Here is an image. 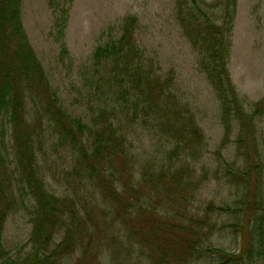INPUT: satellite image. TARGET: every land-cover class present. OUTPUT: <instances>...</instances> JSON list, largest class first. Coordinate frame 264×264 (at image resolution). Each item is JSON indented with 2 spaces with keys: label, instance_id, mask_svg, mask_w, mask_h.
<instances>
[{
  "label": "trees",
  "instance_id": "obj_1",
  "mask_svg": "<svg viewBox=\"0 0 264 264\" xmlns=\"http://www.w3.org/2000/svg\"><path fill=\"white\" fill-rule=\"evenodd\" d=\"M49 3L63 34L67 3ZM21 7L22 0H0V264H69L74 255V264L132 263L135 257L146 264H198L208 257L216 259L211 264H261L264 97L247 100L229 67L238 0H176L177 20L218 101L223 136L214 175L232 192L197 211L190 207L209 182V168L201 174L197 168L206 135L190 102L175 91L174 72H161L139 44L138 18L127 16L120 36L93 51L111 99L89 124L63 105ZM137 123L161 147L156 158H137L130 131ZM48 143L57 153L73 154L72 172L91 186L89 195L49 188L41 160ZM18 209L30 216L31 248L14 257L4 248L3 233ZM219 214L234 217L221 228H232L239 249L213 242Z\"/></svg>",
  "mask_w": 264,
  "mask_h": 264
},
{
  "label": "rangeland",
  "instance_id": "obj_2",
  "mask_svg": "<svg viewBox=\"0 0 264 264\" xmlns=\"http://www.w3.org/2000/svg\"><path fill=\"white\" fill-rule=\"evenodd\" d=\"M62 1L68 6V21L63 34L56 26V15L49 0H22L21 11L30 41L65 108L90 124L99 106L111 99L108 81L94 68L92 54L97 45L120 36L127 16H136V35L146 56L161 72H174L175 91L190 102L206 135L205 156L197 168L198 174L203 173L205 167L209 168V182L205 183L202 194L190 209L204 210L209 200L232 198L229 185L221 183L219 176L214 175L218 165L215 152L221 149L223 136L218 101L209 81L198 69L196 53L177 20L176 0ZM232 40L229 59L232 78L247 100H258L264 97V0H238ZM63 43L68 49L64 58L61 57ZM260 124L264 130V116ZM130 131L137 158L141 162L156 158L153 156L161 147L154 145L155 140L147 130L137 123L130 127ZM53 148L48 143L46 155H41V160L47 164L49 188L58 194L79 188L84 195H89L91 186L72 172L73 154L64 149L57 153ZM222 153L229 155L225 149ZM69 177L77 182H69ZM214 219L220 229L213 236V242L229 250L239 249L240 240L232 228H221L224 223L234 221V217L219 214ZM31 232L28 212L25 209L12 212L3 233V244L8 254L24 256L31 248V243H28ZM108 255L106 261L109 262ZM76 258V255L72 256L69 264H74ZM215 261L214 257H208L198 264ZM116 264H146V261L141 262L135 257L132 263Z\"/></svg>",
  "mask_w": 264,
  "mask_h": 264
}]
</instances>
